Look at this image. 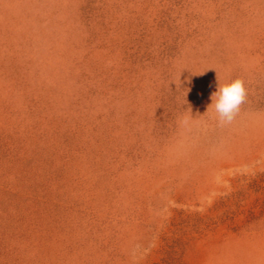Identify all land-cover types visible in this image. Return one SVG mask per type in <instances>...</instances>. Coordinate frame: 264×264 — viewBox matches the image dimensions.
I'll list each match as a JSON object with an SVG mask.
<instances>
[{"label":"rangeland","instance_id":"1","mask_svg":"<svg viewBox=\"0 0 264 264\" xmlns=\"http://www.w3.org/2000/svg\"><path fill=\"white\" fill-rule=\"evenodd\" d=\"M0 264H264V0H0Z\"/></svg>","mask_w":264,"mask_h":264},{"label":"clouds","instance_id":"2","mask_svg":"<svg viewBox=\"0 0 264 264\" xmlns=\"http://www.w3.org/2000/svg\"><path fill=\"white\" fill-rule=\"evenodd\" d=\"M248 88L243 78H235L221 84L218 82L217 90L212 94V108L216 113L220 127L231 125L241 111L242 105L247 102ZM208 108V109H209ZM189 120L185 118L182 123L187 125Z\"/></svg>","mask_w":264,"mask_h":264}]
</instances>
